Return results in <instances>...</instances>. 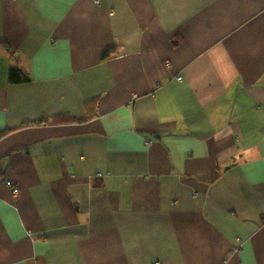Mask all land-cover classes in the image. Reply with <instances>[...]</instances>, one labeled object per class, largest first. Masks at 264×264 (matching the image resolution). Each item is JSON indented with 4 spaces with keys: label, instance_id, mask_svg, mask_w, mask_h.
<instances>
[{
    "label": "crops",
    "instance_id": "crops-1",
    "mask_svg": "<svg viewBox=\"0 0 264 264\" xmlns=\"http://www.w3.org/2000/svg\"><path fill=\"white\" fill-rule=\"evenodd\" d=\"M7 129L0 264H264L263 0H0Z\"/></svg>",
    "mask_w": 264,
    "mask_h": 264
},
{
    "label": "trees",
    "instance_id": "trees-1",
    "mask_svg": "<svg viewBox=\"0 0 264 264\" xmlns=\"http://www.w3.org/2000/svg\"><path fill=\"white\" fill-rule=\"evenodd\" d=\"M7 80L9 84H20V83H27L30 81L29 76L20 68L16 66H12L8 70L7 74ZM83 119L81 118H73L68 115H57L53 117H41L40 119L23 124L21 127H26V126H39V125H53V124H58V123H68V122H76V121H82ZM20 127V128H21ZM12 131L15 130H0V139L4 137L6 134L11 133ZM4 175V169L2 166V162H0V180L2 179Z\"/></svg>",
    "mask_w": 264,
    "mask_h": 264
},
{
    "label": "built area",
    "instance_id": "built-area-1",
    "mask_svg": "<svg viewBox=\"0 0 264 264\" xmlns=\"http://www.w3.org/2000/svg\"><path fill=\"white\" fill-rule=\"evenodd\" d=\"M263 2H264V0H263ZM178 80H180V78H178ZM5 185L10 190V193L12 196L17 197L19 195V193H20L19 187L14 186L12 184V182H10V181H5ZM155 264H158V263H155Z\"/></svg>",
    "mask_w": 264,
    "mask_h": 264
}]
</instances>
